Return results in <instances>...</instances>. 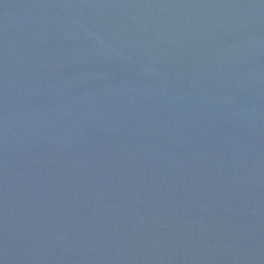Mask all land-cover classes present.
<instances>
[{
  "label": "water",
  "instance_id": "obj_1",
  "mask_svg": "<svg viewBox=\"0 0 264 264\" xmlns=\"http://www.w3.org/2000/svg\"><path fill=\"white\" fill-rule=\"evenodd\" d=\"M0 264H264V0H0Z\"/></svg>",
  "mask_w": 264,
  "mask_h": 264
}]
</instances>
